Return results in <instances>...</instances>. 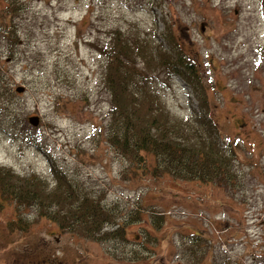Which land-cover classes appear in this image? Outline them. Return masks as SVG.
Wrapping results in <instances>:
<instances>
[{"label": "rangeland", "instance_id": "obj_1", "mask_svg": "<svg viewBox=\"0 0 264 264\" xmlns=\"http://www.w3.org/2000/svg\"><path fill=\"white\" fill-rule=\"evenodd\" d=\"M117 30L193 64L230 180L129 176L138 164L107 140L100 49ZM144 71L160 105L189 120L198 105L191 87L163 68ZM52 164L106 210L113 225L104 229L122 235L60 230L38 204L11 197L0 210V264H264L261 0H0V167L48 182Z\"/></svg>", "mask_w": 264, "mask_h": 264}, {"label": "trees", "instance_id": "obj_2", "mask_svg": "<svg viewBox=\"0 0 264 264\" xmlns=\"http://www.w3.org/2000/svg\"><path fill=\"white\" fill-rule=\"evenodd\" d=\"M110 42L100 49L105 57L103 85L111 96L113 128L107 140L129 161L138 164L129 176L138 179L150 172L154 177L167 174L174 179L214 185L230 180V156L221 146L216 124L209 114L210 105L202 92L199 72L185 60L184 53L177 49L167 56L162 51L147 50L137 39L132 43L123 40L119 30ZM135 58L141 59L145 70L163 68L168 76H178L191 87L198 105L189 120L172 117L160 105L144 69L133 63ZM3 167H0V210L14 197L12 202L16 205L38 204L39 214L57 222L60 230L80 228V232L97 240L122 235L120 230L104 229L108 223L113 225L106 210L92 198L78 196L66 174L54 164L48 182L37 175L20 176ZM10 224L21 226L18 220Z\"/></svg>", "mask_w": 264, "mask_h": 264}, {"label": "water", "instance_id": "obj_3", "mask_svg": "<svg viewBox=\"0 0 264 264\" xmlns=\"http://www.w3.org/2000/svg\"><path fill=\"white\" fill-rule=\"evenodd\" d=\"M200 27H201V32H203V29H204L205 27L203 26V24H201ZM16 90H17L18 92H22V91H23L22 87H19V88H17ZM28 122H31L33 125H34V124L36 125V124L38 123V121H37V117H35V116H34V118L29 117V118H28Z\"/></svg>", "mask_w": 264, "mask_h": 264}]
</instances>
